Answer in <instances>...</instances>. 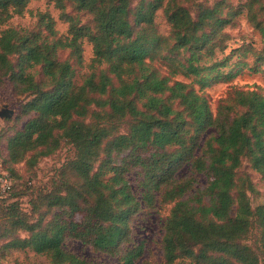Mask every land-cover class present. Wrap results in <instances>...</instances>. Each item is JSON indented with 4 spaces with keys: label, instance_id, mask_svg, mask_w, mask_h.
<instances>
[{
    "label": "trees",
    "instance_id": "trees-1",
    "mask_svg": "<svg viewBox=\"0 0 264 264\" xmlns=\"http://www.w3.org/2000/svg\"><path fill=\"white\" fill-rule=\"evenodd\" d=\"M30 1L0 0V24L26 11L39 24L0 32V85L8 76L16 93H29L21 111L32 113L5 140L0 170L11 186L0 195V205L9 207L2 248L31 250L51 264H104L64 248L65 241L77 240L116 257L115 264H151L143 258L144 242L133 241L132 220L140 211L170 205L159 264H259L241 241L256 227L264 254V206L244 201L254 189L237 169L245 159L264 179V89L231 86L215 113L204 91L245 69L264 76L263 2L215 0L191 11L184 4L189 0H53L67 25L60 33L47 10H27ZM67 5L87 13L89 23L67 12ZM157 11L168 35L156 29ZM240 16L259 44L230 48L226 28ZM85 42L92 71L78 83L75 64L84 59ZM62 140L73 146V157L59 168L55 188L40 190L44 211L29 219L18 206L13 165L35 164ZM1 143L0 136L2 151ZM184 165L189 175L178 177ZM132 171L136 190L128 179ZM200 175L204 188L190 192Z\"/></svg>",
    "mask_w": 264,
    "mask_h": 264
},
{
    "label": "rangeland",
    "instance_id": "rangeland-1",
    "mask_svg": "<svg viewBox=\"0 0 264 264\" xmlns=\"http://www.w3.org/2000/svg\"><path fill=\"white\" fill-rule=\"evenodd\" d=\"M215 0H189L184 4L190 8L191 11H195L197 3L211 4ZM244 0H227L229 4H237ZM264 4V0H261ZM29 11L47 10L50 15L56 21V29L60 33H64L67 29V25L62 22L58 15V10L53 6V0H31L27 5ZM67 12L74 15H78L82 23H89L90 16L85 12H75L73 8L67 5ZM155 26L158 32L162 35L169 34V26L165 21V17L161 11H157L155 15ZM7 26L15 28L24 27L27 29H37L39 24L37 17L31 15L26 11L23 15L14 16L6 24H0V32ZM232 36L229 43L230 48L236 44L243 42H253L255 44L260 43L259 35L254 31L246 22L244 16H240L237 21L226 28ZM227 48L224 53H217V58H222L224 54H227L230 50ZM65 56V55H64ZM92 56L91 45L85 42L83 44V61L80 65L75 64L76 68V82L80 83L89 73L92 71V67H89L88 61ZM163 68V67H162ZM34 72L35 79L38 81L41 79L40 69L36 67L32 70ZM176 79L185 81L181 76H177ZM188 81V80H186ZM231 86H236L244 89H253L257 86L264 89V76L261 73H250L246 69L238 74L235 78L227 83H218L205 89V95L209 101L210 108L215 113L219 99L225 95ZM197 88V87H196ZM29 93H16L13 89L12 81L8 76H5L2 84L0 85V112L1 110L8 108L13 111V114L9 118L0 116V136L2 138V151L0 150V164L5 165L2 162V155L5 156V140L14 132L22 128L28 118L32 116V113L23 114L21 106L30 99ZM128 124L123 122L121 131H125ZM212 129L207 131V134L212 132ZM2 152V153H1ZM74 148L65 140H62L59 147L54 153L47 156H40L37 162L33 165H28L24 161L13 165V168L17 174L19 181L16 199L19 208L29 219H36L40 212L44 211V207L40 201V190L54 189L55 184L59 182V168L66 162L67 159L73 157ZM6 166V165H5ZM189 175V166L184 165L177 172L178 177H185ZM242 176L248 178L253 186V192L247 191L245 202L255 208L256 206H264V179L261 175L254 171L245 159L242 160L241 165L237 169V177ZM128 179L136 190L137 178L135 171H132L128 175ZM27 182H30L31 186L28 188ZM206 184L204 176L200 175L198 181L194 184L193 191L196 188L203 189ZM46 189V190H47ZM8 203V201L6 202ZM170 205L160 206L158 205L154 210L140 211L132 220L133 241H143L145 244V251L143 258L149 261L151 264H159L161 262V237L163 235V222L168 214ZM7 205H0V234L5 233L7 223L5 218L7 217ZM236 210V204L233 207L234 212ZM19 236H24V231H18ZM6 237H0V264H51L47 258L42 255L35 254L31 250H4L2 244ZM241 243L248 245L254 250L255 255L258 257L259 264H264V254L260 250L259 235L256 227H252L247 237L241 241ZM64 248L68 251L81 256L87 260L96 261L104 264H115L116 257H110L105 254L95 252L90 246L82 244L77 240H67L64 242Z\"/></svg>",
    "mask_w": 264,
    "mask_h": 264
},
{
    "label": "built area",
    "instance_id": "built-area-1",
    "mask_svg": "<svg viewBox=\"0 0 264 264\" xmlns=\"http://www.w3.org/2000/svg\"><path fill=\"white\" fill-rule=\"evenodd\" d=\"M11 186V179L9 177V175L0 170V195L6 193Z\"/></svg>",
    "mask_w": 264,
    "mask_h": 264
},
{
    "label": "water",
    "instance_id": "water-1",
    "mask_svg": "<svg viewBox=\"0 0 264 264\" xmlns=\"http://www.w3.org/2000/svg\"><path fill=\"white\" fill-rule=\"evenodd\" d=\"M13 114V111L11 109L5 108L3 110H1L0 112V116L4 117V118H9L11 117Z\"/></svg>",
    "mask_w": 264,
    "mask_h": 264
}]
</instances>
